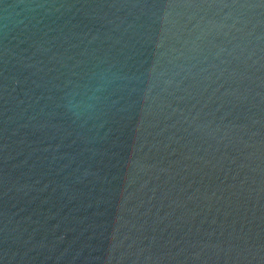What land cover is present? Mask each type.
Listing matches in <instances>:
<instances>
[{"label":"water","instance_id":"95a60500","mask_svg":"<svg viewBox=\"0 0 264 264\" xmlns=\"http://www.w3.org/2000/svg\"><path fill=\"white\" fill-rule=\"evenodd\" d=\"M0 264H264V0H0Z\"/></svg>","mask_w":264,"mask_h":264},{"label":"clouds","instance_id":"9594fccd","mask_svg":"<svg viewBox=\"0 0 264 264\" xmlns=\"http://www.w3.org/2000/svg\"><path fill=\"white\" fill-rule=\"evenodd\" d=\"M124 79H127V77ZM97 81L98 82L92 86L91 90L86 91L81 98L69 104L74 116L80 117L89 112L94 107V101L98 98V92L111 84L110 78H106L104 75L98 77Z\"/></svg>","mask_w":264,"mask_h":264}]
</instances>
